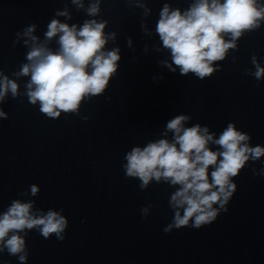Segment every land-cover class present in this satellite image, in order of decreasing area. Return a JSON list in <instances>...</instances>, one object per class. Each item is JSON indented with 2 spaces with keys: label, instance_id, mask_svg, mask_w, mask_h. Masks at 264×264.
Here are the masks:
<instances>
[{
  "label": "clouds",
  "instance_id": "clouds-1",
  "mask_svg": "<svg viewBox=\"0 0 264 264\" xmlns=\"http://www.w3.org/2000/svg\"><path fill=\"white\" fill-rule=\"evenodd\" d=\"M72 2L83 7L81 0ZM99 11V0L87 9L90 16ZM262 19L264 6L257 0H194L183 12L165 4L156 32L163 47L170 50L172 63L180 73L191 72L203 79L215 71L213 62L223 60L227 51L236 47L235 41L242 33L259 27ZM105 26L106 22L88 20L78 28L53 19L45 40L58 37L57 51L33 35L35 25L25 28L23 35L32 41V47L27 54L28 63L15 75L30 76L26 95L31 104L39 103L42 113L58 118L62 112H77L86 97L104 92L120 60L119 49L105 50L108 40L114 38V34L105 35ZM225 34H230L231 39L226 41ZM28 42L26 39L25 44ZM253 63L256 66L253 75L257 80L264 78V67L256 63L255 57ZM18 87L16 81L0 74V101L9 92L16 97ZM0 117L6 118L2 110ZM189 119L178 115L169 120L164 135L171 132V140L162 138L143 148L134 147L125 157L126 177L137 178L141 190L153 180L179 185L169 201L174 217L163 229L166 233L211 225L221 210H228L226 205L237 187L232 178L239 175L249 160L255 162L264 156V147H251L250 136L232 123L216 138L208 127L200 124L185 127ZM210 143L219 146L218 150L213 151ZM29 191L36 196L40 188L33 184ZM34 203L15 199L0 213V252L6 249L9 255L18 257L20 264H26L28 258L24 238L27 230L36 229L45 239L55 234L62 241L68 226L62 209L60 212L49 209L47 213L34 211ZM147 213V207L141 209L142 218Z\"/></svg>",
  "mask_w": 264,
  "mask_h": 264
}]
</instances>
